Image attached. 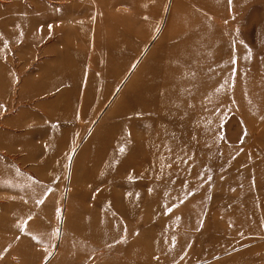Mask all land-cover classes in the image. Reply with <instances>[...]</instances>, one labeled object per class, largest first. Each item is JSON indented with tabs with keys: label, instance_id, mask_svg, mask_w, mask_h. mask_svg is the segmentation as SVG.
<instances>
[{
	"label": "rangeland",
	"instance_id": "rangeland-1",
	"mask_svg": "<svg viewBox=\"0 0 264 264\" xmlns=\"http://www.w3.org/2000/svg\"><path fill=\"white\" fill-rule=\"evenodd\" d=\"M224 3L206 23L215 65L202 78H218L201 100L214 110L189 114L198 134L178 131L184 115L171 109L160 130L170 165L153 173L164 180L140 184L125 219L95 202L125 187L90 181L128 170L104 176L87 146L108 141L99 126L165 32L200 17L194 2L0 0V264H52L62 246L58 264H264V0ZM88 211L116 215L110 242L81 234L95 225Z\"/></svg>",
	"mask_w": 264,
	"mask_h": 264
},
{
	"label": "bare ground",
	"instance_id": "bare-ground-1",
	"mask_svg": "<svg viewBox=\"0 0 264 264\" xmlns=\"http://www.w3.org/2000/svg\"><path fill=\"white\" fill-rule=\"evenodd\" d=\"M192 1L195 6L193 11L199 14L200 17H187V14L185 18L180 20V22L187 24L185 29L180 30L177 28L174 36L171 35L169 29L165 32L160 40L161 49L151 51L144 65L137 71L133 81L129 83L127 89L117 100V106L107 114L109 122L99 126L100 130L95 138L99 139L105 132L108 141L103 145H98L92 140V143L87 146L88 149L94 151L98 149L100 155L94 157L93 160L101 164L102 170L100 172L104 173V176L110 175V172L116 173L128 170V178H119L116 175V178L106 177L103 179V177L94 175L90 181L91 184L102 181L107 185L114 184L113 186L125 187L127 195L123 197H115L108 190L106 196H99L107 198H101L103 201L97 199L95 201L102 209L114 210L118 207L125 219H128V216L131 218L136 217L137 211L132 213L131 210H136L138 204L137 194L139 189L137 187L144 184L151 189L152 186L161 182V180H156L159 176H162L164 180L165 174L163 171L160 173L161 175L153 173L158 168L170 165L167 159L172 154L170 149L172 142L168 140L169 143L161 139L163 132L160 130L162 124L173 114L171 109H180L184 115L185 124L174 123V127L178 131H185L188 129L187 125L195 124L197 129L191 130L201 134L197 117L194 116L193 121H190L189 114L195 112L203 115L200 119H205L202 113L212 111L215 107L213 99L209 100L208 105L203 104V100H201L203 93L209 90L210 84L212 86L217 84L218 78L216 71L212 80L208 81L202 78L205 70L210 67L212 69L215 65L213 62L207 61L210 51L206 42L216 30L213 29V32L209 33L207 32L209 28H206V26L208 27L207 24L211 18L214 19V16L218 15L215 11H212L210 4L213 2L218 8L222 1H225L224 4L228 5L230 0ZM209 1L211 2L205 3ZM188 12L189 15L192 13V11ZM175 21L172 20V24H175ZM181 31L185 33L178 39ZM165 40L168 41L167 44L164 43ZM130 89L131 91H129ZM23 94L25 93H19V103L24 102L25 96ZM120 144L123 148L122 153L120 152ZM174 147L173 145L172 148ZM180 150L182 149L177 151ZM151 164L154 166L150 168ZM141 171L143 175H140ZM93 204L98 207L95 203ZM113 206L115 208H112ZM86 215L92 217L90 221H94L95 225L81 222V234L88 236L86 239L90 241L92 246L98 247L103 245L105 241L110 242V240H107L111 237L110 234H116L119 231L116 221L113 220L116 215L110 211L104 212L105 217H98L95 214L92 216L89 211ZM19 227H21L20 223L16 225L15 230L18 231ZM13 247L14 251L17 252V245L13 244ZM64 247L62 246L60 253L55 258L56 264L63 259L62 251ZM53 262L52 264H54Z\"/></svg>",
	"mask_w": 264,
	"mask_h": 264
}]
</instances>
